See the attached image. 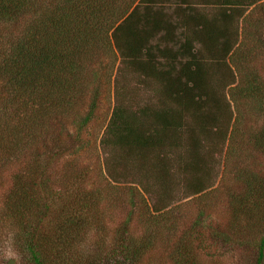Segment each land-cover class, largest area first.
Listing matches in <instances>:
<instances>
[{"label":"trees","instance_id":"trees-1","mask_svg":"<svg viewBox=\"0 0 264 264\" xmlns=\"http://www.w3.org/2000/svg\"><path fill=\"white\" fill-rule=\"evenodd\" d=\"M259 5L0 0V264H219L208 229L236 264H264V165L236 164L221 191L241 146L264 157V80L248 50ZM104 56L112 110L84 150ZM236 96L263 118L242 141ZM219 204L223 222L207 223Z\"/></svg>","mask_w":264,"mask_h":264},{"label":"rangeland","instance_id":"rangeland-1","mask_svg":"<svg viewBox=\"0 0 264 264\" xmlns=\"http://www.w3.org/2000/svg\"><path fill=\"white\" fill-rule=\"evenodd\" d=\"M195 2V1H194ZM197 3V2H195ZM197 9H202V6H200V4H197ZM263 20L264 21V7H260L257 6L254 10V12L252 13V17H251V22L253 20ZM246 20H241L240 22V29H244L245 25H246ZM250 23V22H249ZM257 27V26H256ZM250 28V30L254 33L253 35H255V38H260L257 42L254 43H248V50L250 51V56H251V65L253 68H256L257 73H259V75L261 76V79L264 80V23L262 25L261 28H258L255 30V28L252 26L248 25V29ZM109 56H104L102 58L99 59V63H97L96 67H94V71L97 72V76L96 79H98L99 83H101V85L103 86L100 92V96H99V105H98V109L97 112L95 113L94 117L92 118V120L89 122V124L87 125L84 133H83V140H84V150H86V148L89 147L90 144H92V142H94V139L96 138V134L98 133V135H100V133L102 132L104 126L107 124V121L109 119V116L111 114V110H112V101L109 95V91H107V86L106 84L109 82L113 81V72H112V76H109V67H110V61L111 59H109ZM116 66V65H115ZM114 66V68H115ZM114 71V70H113ZM131 79L128 84L131 85L132 81L134 80L131 77H126V79ZM124 79V78H123ZM125 79V80H126ZM124 80V81H125ZM123 84H126L124 82H122ZM130 86H127L123 93V100L124 102H127V99L129 97L130 94ZM132 98L130 100V102L134 99L136 102L138 101V95L137 94H133L131 93ZM112 97V95H111ZM144 98V97H142ZM237 101L236 103L233 102L234 104V110H235V115L238 118V124H237V137L239 138L240 141H242L246 136L254 133L255 131H257L261 124L263 123V118L260 115V113L258 112V110L254 107V105L252 106V104L247 101L244 97L242 96H236L235 98ZM156 99L155 98H151V104H155ZM131 105V103H129ZM87 110V107H85L83 109V113ZM240 151H238V154L240 156V158L238 159V163L236 162V160H230L228 161L227 165H226V173L224 174L223 180H222V188L221 191L225 192L227 190V188L231 187V185L234 187V177H233V172L236 170V164H251L252 162H255L257 165H259L260 163H262V166L264 165V157L260 154L257 153H253V151L250 149V147L248 146H241L239 148ZM82 162H90L93 161L91 159V155L90 153H87L86 151H83V155L81 158ZM261 166V167H262ZM223 171V162L222 164L219 166L218 172L222 173ZM184 210H190V214H191V204H189L188 206H186L184 208ZM224 210L221 204H219V207L215 208L214 211H212L211 216L207 219V223H217V222H223L224 220ZM223 218V219H222ZM187 224H189V221L187 222ZM209 229L205 230L204 232V238L203 241L204 243L203 248H204V252L208 253V255H212L213 259H216L217 262L219 264H236V261L238 260V252L235 250L233 252H230L229 249H223V247H220L219 244L217 245L216 242L212 243L209 238H208V234L209 233ZM155 251H153L152 257L153 255H155L154 253ZM154 258V257H153ZM158 261V260H157ZM157 264H171L170 261L167 259H165V257H163L161 259V261Z\"/></svg>","mask_w":264,"mask_h":264}]
</instances>
